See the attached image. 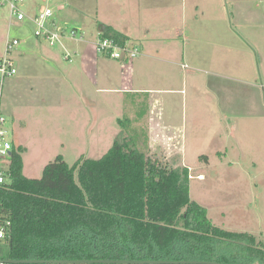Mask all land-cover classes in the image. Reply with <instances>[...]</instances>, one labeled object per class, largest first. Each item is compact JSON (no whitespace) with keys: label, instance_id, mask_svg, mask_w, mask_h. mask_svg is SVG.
Segmentation results:
<instances>
[{"label":"rangeland","instance_id":"rangeland-1","mask_svg":"<svg viewBox=\"0 0 264 264\" xmlns=\"http://www.w3.org/2000/svg\"><path fill=\"white\" fill-rule=\"evenodd\" d=\"M226 3L232 13L228 23L236 26L243 41L236 44L245 58L240 78L233 72L225 79L214 75L210 69L213 60L203 54L210 51L205 47L207 29H201L196 40L199 43L194 40L201 56L189 54L185 60L194 78L179 73L172 80L177 91L163 94L164 108L158 107L154 91L123 108L126 89L128 93L135 89V59L123 69L118 65L122 74H131L125 83L132 84L127 88L116 81L112 92L98 91V105L85 110L76 102L78 85L83 84L80 60L75 54L71 60L64 59L66 50L79 53L80 42L65 38L51 46L35 36L30 21L10 24L9 10L1 8L0 55L8 38L21 40L14 56L18 73L5 80L2 113L9 120L14 148L22 153L23 174L30 179L41 178L44 167L59 155L70 166L82 159L102 158L121 131L118 119H128L129 130L140 137L142 150L163 152L170 160L175 155V167L190 169V197L207 209L214 225L251 233L264 243V28L259 27L264 25V0ZM51 7L57 9L53 3ZM24 9L30 12L26 5ZM57 13L56 20L67 28V34L75 28L84 34L85 41L96 38L94 11ZM51 53L58 56L52 65ZM128 67L133 70L129 72ZM139 82L155 87L154 76L140 75ZM90 84L87 79L86 85ZM95 90L91 92L97 96ZM183 100L185 120L181 117ZM145 131L147 145L142 144Z\"/></svg>","mask_w":264,"mask_h":264},{"label":"trees","instance_id":"trees-1","mask_svg":"<svg viewBox=\"0 0 264 264\" xmlns=\"http://www.w3.org/2000/svg\"><path fill=\"white\" fill-rule=\"evenodd\" d=\"M98 28L121 45L131 43L110 26ZM129 123L120 120L121 131L102 158L70 166L59 155L39 179L23 174L22 153L14 148L10 180L0 190L1 211L12 222L0 261L264 264V243L214 225L190 197V170L175 167V155L171 161L142 150Z\"/></svg>","mask_w":264,"mask_h":264},{"label":"crops","instance_id":"crops-1","mask_svg":"<svg viewBox=\"0 0 264 264\" xmlns=\"http://www.w3.org/2000/svg\"><path fill=\"white\" fill-rule=\"evenodd\" d=\"M26 1V8L30 10L29 14L37 13L40 6L45 3V0ZM53 4L57 7L58 13L70 9L81 14L94 11L96 18L94 25L97 33L98 25L104 24L127 35L131 43L140 46L141 55L132 64L136 72L135 89L129 93V89H126V94L123 96V108L126 104H131L133 99H139L152 91L157 93L155 100L156 102L159 100L158 107L164 108L163 94L174 93L177 91L174 89H178L176 85L173 86L172 80L177 78L181 72L183 77L187 73L188 77L194 78V75L188 72L191 67L185 60H188L189 54L201 56L202 51L194 43V40L198 41L200 38L201 29L203 32L207 29V35L204 36L205 47L210 51L203 52V54L205 59L213 60L210 69L214 71V75L225 79L232 76L229 73L233 72L237 78H240L242 73L244 52L239 50L236 45L237 43L242 45V36L238 35L236 26H233L230 21L228 23V17L230 18L232 13L228 9L226 0H53ZM61 5H64V9L59 10ZM221 22L222 24H220ZM84 23L81 21L80 24L87 28ZM251 23V26H257V24ZM221 26L222 28L218 29ZM259 27L264 28V25H259ZM220 32L224 35H219ZM226 40L229 41V46ZM94 41L95 39L80 43L79 53L75 52L83 71L81 72L83 84L78 85L79 94L76 99L82 110L97 106L98 91L112 92L116 81L119 82V86L122 83V87L127 88L132 84L131 81L125 83L131 74L128 72L122 74L121 68L118 66L119 63L122 64L123 69L125 63L118 62L116 64L113 62L114 60L98 55L95 51ZM49 55H52L53 61L50 63L52 65L58 56L52 53ZM128 69L129 72L133 70L130 67ZM140 75L154 76L155 87L144 86L140 83ZM87 79L91 82L90 85H86ZM158 82L160 83L157 84ZM182 86L185 87L184 80ZM94 88L97 96L92 94ZM182 105L181 117L185 120V100ZM151 106L154 108L152 104ZM161 111L163 112V109ZM152 113L153 110L150 114L152 115ZM120 120L122 119H118V124ZM152 121L162 123L156 121L155 118H152ZM167 139L172 140L170 135L167 136Z\"/></svg>","mask_w":264,"mask_h":264},{"label":"built area","instance_id":"built-area-1","mask_svg":"<svg viewBox=\"0 0 264 264\" xmlns=\"http://www.w3.org/2000/svg\"><path fill=\"white\" fill-rule=\"evenodd\" d=\"M26 0H0V9L7 8L9 10L10 24L12 22L21 23L30 21L34 25V34L38 39L48 42L51 46H55L68 38L76 42H85L84 34L73 28L67 34V28L61 27L56 20V10L51 7L53 0H45L35 14H29L24 9ZM64 9V5L59 10ZM80 35V37H78ZM21 40L17 37L8 38L5 43V52L0 55V190L10 180V169L14 151V143L11 139L9 130V120L2 113V96L5 86V80L17 75L18 71L14 56ZM95 51L98 55L105 58L120 61L128 64L137 59L141 55L140 46L133 43H125L121 45L115 39L107 37L99 30L94 41ZM75 52L66 50L64 54L65 60H71ZM187 67V66H183ZM12 222L1 211L0 207V243L5 242L12 231ZM0 264H6L0 261Z\"/></svg>","mask_w":264,"mask_h":264},{"label":"water","instance_id":"water-1","mask_svg":"<svg viewBox=\"0 0 264 264\" xmlns=\"http://www.w3.org/2000/svg\"><path fill=\"white\" fill-rule=\"evenodd\" d=\"M220 264L206 261H135V260H61V261H7L6 264Z\"/></svg>","mask_w":264,"mask_h":264}]
</instances>
